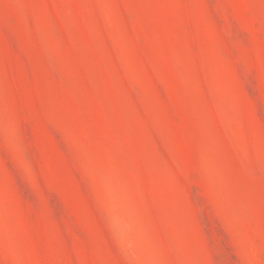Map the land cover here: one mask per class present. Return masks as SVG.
<instances>
[{"label": "rangeland", "instance_id": "1", "mask_svg": "<svg viewBox=\"0 0 264 264\" xmlns=\"http://www.w3.org/2000/svg\"><path fill=\"white\" fill-rule=\"evenodd\" d=\"M0 264H264V0H0Z\"/></svg>", "mask_w": 264, "mask_h": 264}]
</instances>
